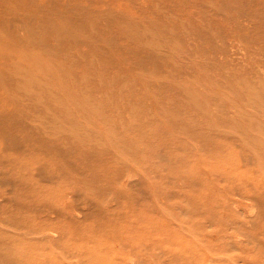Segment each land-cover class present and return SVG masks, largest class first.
<instances>
[{"label":"rangeland","instance_id":"1","mask_svg":"<svg viewBox=\"0 0 264 264\" xmlns=\"http://www.w3.org/2000/svg\"><path fill=\"white\" fill-rule=\"evenodd\" d=\"M263 7L0 0V264H264Z\"/></svg>","mask_w":264,"mask_h":264},{"label":"bare ground","instance_id":"2","mask_svg":"<svg viewBox=\"0 0 264 264\" xmlns=\"http://www.w3.org/2000/svg\"><path fill=\"white\" fill-rule=\"evenodd\" d=\"M264 8V7H263ZM262 13H264V12H262ZM102 161V160H101ZM104 162V161H103ZM103 164H105V163H103ZM99 165V164H98ZM102 165V164H101ZM95 167H96V165H95ZM94 167V168H95ZM104 167H106V166H104ZM97 168V170H99V173L100 174H102L103 172H101V168L99 167V166H97L96 167ZM38 170V169H37ZM103 170H106V168H104ZM127 173V172H126ZM109 174V173H108ZM128 175V174H127ZM67 186V185H66ZM65 186V187H66ZM70 186V185H69ZM73 187V186H72ZM80 188V187H79ZM68 189V188H67ZM78 189V188H77ZM55 190V189H54ZM63 190V189H62ZM69 190V189H68ZM32 191H33V189H32ZM65 191V190H64ZM74 191L76 192V190H75V188L73 189V191H72V189L71 190H69V191H65V193H70V195L72 196H74ZM44 192V191H43ZM50 192V191H49ZM51 192H52V190H51ZM56 192V191H55ZM58 192V191H57ZM56 192V194L55 193H52V194H47L46 193V195H43V200L41 199V201L40 200H36L35 202L37 203V204H39V205H44V204H46L45 206H42V208L43 209H45V215H47V220H42L41 221V223L39 224V225H37L35 228H34V226H33V228L34 229H32V230H34V231H38V232H36V233H39L40 234V239H43V238H45L46 239V233L48 232V231H50L51 232V230L53 231V230H55V229H53V228H55L54 227V225H59V227H57L56 226V228L57 229H59V231H61V234L64 236V237H66L67 236V234L68 235H75V234H78L81 238L80 239H82L83 241H84V238H85V241L86 240H88L87 238H86V234H85V230L83 229V228H77L76 230H71V228H65L69 223H67V224H63V222H59V218L61 217V215H62V217H66V214H67V212H69V211H65L64 209H65V205H64V201L62 200V196H61V202L63 203V205H62V203H61V207L59 208V206H58V203H59V201H60V199H59V194L58 193H60V192H58L57 193ZM45 193V192H44ZM69 195V196H70ZM70 196V197H71ZM42 198V197H41ZM73 204V203H72ZM38 206V205H37ZM63 206H64V208H63ZM65 212H64V211ZM136 212V211H135ZM74 213V212H73ZM126 213H127V211H126ZM132 213V212H131ZM138 213H141V212H138ZM77 214V213H76ZM75 214V215H76ZM134 214V216L136 217V215H135V213H133ZM136 214H137V212H136ZM141 214H143V213H141ZM128 215V214H127ZM130 215V214H129ZM128 215V216H129ZM138 215V214H137ZM59 216V217H58ZM131 216V215H130ZM144 216V215H143ZM123 218V217H122ZM130 218V217H129ZM128 218V219H129ZM133 218V217H132ZM137 219V218H136ZM148 219V218H147ZM57 221H58V223H57ZM149 221V220H148ZM64 222H65V219H64ZM132 222V221H131ZM117 223H122V222H118L117 221ZM129 223H130V221H129ZM120 224H118L119 226H122V225H120ZM124 224V223H123ZM134 224V223H133ZM133 224H128V227L129 226H131L132 227V225ZM238 224V223H237ZM117 225V226H118ZM72 226V225H71ZM112 226V225H111ZM115 226V225H114ZM119 226H118V228H119ZM134 226V225H133ZM136 226V225H135ZM156 226V225H155ZM30 227V224L28 225V228ZM127 227V226H126ZM126 227H124V226H122V228H125V232L127 231V230H129V229H127L126 230ZM65 228V229H64ZM114 228H116V227H114ZM113 228V229H114ZM121 228V229H122ZM133 228V227H132ZM132 228H131V230H132ZM110 229H111V227H110ZM113 229H111V231L113 230ZM117 229V228H116ZM114 229L113 230V232H114V234H115V232H116V235L118 236V234H117V232L119 233V230H120V232L122 233V232H124V231H121V229ZM138 229V228H137ZM157 228L155 227V230H156ZM135 229L133 228V231H134ZM140 230H142V229H140ZM105 231H106V229H105ZM132 231V232H133ZM135 231H137L138 232V230H135ZM144 231V230H143ZM154 231V230H153ZM55 232V231H54ZM128 232H131V231H128ZM131 232V233H132ZM141 231H139V235L141 234L140 233ZM57 233H59V235H60V232H57ZM71 233H73V234H71ZM105 233V232H104ZM151 233H153L154 234V232H151ZM159 234H160V232H158ZM107 234V233H106ZM147 234V233H146ZM146 234L144 235L145 236V238H146ZM124 235V234H123ZM122 234H120L119 236H123ZM155 235V234H154ZM153 235V236H154ZM134 236V235H133ZM144 236L143 237H141L142 239L144 238ZM150 236H151V234H150ZM246 236V235H245ZM137 237H140V236H136V241H137ZM149 237V236H148ZM152 237V236H151ZM150 237V238H151ZM157 237V236H156ZM145 238H144V240H145ZM66 239V238H65ZM64 239V240H65ZM106 239V238H105ZM133 239V238H132ZM135 239V238H134ZM133 239V240H134ZM140 239V238H139ZM142 239H141V241H142ZM51 240V239H50ZM67 240V239H66ZM118 240V239H117ZM123 240H124V238H123ZM61 241H63V239H61ZM104 241V240H103ZM103 241H102V243H103ZM111 241H115V239H111ZM119 241V240H118ZM120 241L121 242H125V241H122V239H121V237H120ZM119 241V242H120ZM149 243L152 241H150V240H147ZM66 242V241H65ZM120 242V243H121ZM140 242V241H139ZM153 242V241H152ZM155 242V241H154ZM29 243V242H28ZM27 243V244H28ZM105 243H107L108 244V240H106L105 241ZM126 243V242H125ZM142 243H143V241H142ZM92 244H94L93 246L94 247H97L98 245H100L99 244V242H97L96 241V243H92ZM123 245H126V244H124V243H122ZM128 244V243H127ZM146 244H148V243H146ZM25 245V244H24ZM83 245H85V244H83ZM102 246L104 245V244H101ZM134 245H135V243H134ZM28 246H29V244H28ZM33 246H35V245H33ZM33 246H29L30 248L31 247H33ZM122 246V245H121ZM126 246H128V245H126ZM147 246V245H146ZM150 246H152V243H151V245ZM100 247V246H99ZM104 247H105V245H104ZM122 247H124V246H122ZM145 247V246H144ZM21 247H19V249H20ZM29 248V249H30ZM101 248H103V247H101ZM117 248H118V246H117ZM23 249H25V248H23ZM94 249V248H93ZM93 249L91 248V249H89V252L94 256V258H96L95 257V254L94 253H92L93 252ZM105 249V248H104ZM130 249V248H129ZM131 249H132V247H131ZM30 250H32V249H30ZM109 250V249H108ZM113 250V249H112ZM25 251V250H24ZM35 251V250H34ZM36 251H38L39 252V250H36ZM105 251H107V250H105ZM27 253V252H26ZM103 254H104V252H102ZM106 253V252H105ZM108 253V252H107ZM15 254V253H14ZM92 255H90L91 257L90 258H92L93 256ZM108 255V254H107ZM112 255V254H111ZM38 256H40V255H38ZM89 257V256H88ZM109 257H110V254H109ZM117 257H119V256H117ZM36 258H37V256H36ZM39 258V257H38ZM40 258H42V256L40 257ZM111 259H112V256L110 257ZM110 258H109V260H110ZM193 258V257H192ZM117 259V258H116ZM87 260H89L88 258H87ZM91 260V259H90ZM95 260V261H94ZM94 260H91V262L93 263V264H109L108 262H106L107 261V259L106 258H104V256H102V254L101 255H99V258H96V259H94ZM96 260L97 261H99V262H96ZM32 262V261H31ZM110 264H117L116 262H115V260L114 259H112V262L110 263ZM119 264V263H118Z\"/></svg>","mask_w":264,"mask_h":264}]
</instances>
